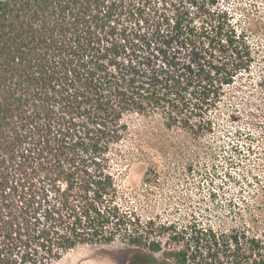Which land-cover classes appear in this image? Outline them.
Masks as SVG:
<instances>
[{"label": "trees", "instance_id": "obj_1", "mask_svg": "<svg viewBox=\"0 0 264 264\" xmlns=\"http://www.w3.org/2000/svg\"><path fill=\"white\" fill-rule=\"evenodd\" d=\"M239 24L219 0H0V264L120 240L164 252L163 227L123 207L122 165L146 154L129 120L211 133L255 63ZM176 229L175 264H264V235Z\"/></svg>", "mask_w": 264, "mask_h": 264}, {"label": "rangeland", "instance_id": "obj_2", "mask_svg": "<svg viewBox=\"0 0 264 264\" xmlns=\"http://www.w3.org/2000/svg\"><path fill=\"white\" fill-rule=\"evenodd\" d=\"M219 1L247 33L255 63L211 112L213 131L189 143L160 122L129 120L133 131L143 133L140 144L146 154L122 165L119 186L129 203L123 207L163 227L164 252L120 240L79 247L55 264H175L165 254L176 246L169 236L174 232L167 230L172 225L177 233L196 226L264 235V0Z\"/></svg>", "mask_w": 264, "mask_h": 264}]
</instances>
